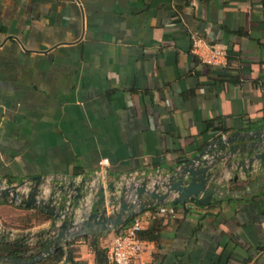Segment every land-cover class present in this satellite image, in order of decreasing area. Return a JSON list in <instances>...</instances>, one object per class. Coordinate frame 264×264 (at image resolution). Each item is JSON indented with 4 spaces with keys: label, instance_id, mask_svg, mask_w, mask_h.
<instances>
[{
    "label": "crops",
    "instance_id": "obj_1",
    "mask_svg": "<svg viewBox=\"0 0 264 264\" xmlns=\"http://www.w3.org/2000/svg\"><path fill=\"white\" fill-rule=\"evenodd\" d=\"M195 31L228 52L226 66L192 52ZM263 91L264 0H0L4 182L94 181L103 158L109 183L164 173L219 137L264 129ZM210 120L227 131L207 130ZM217 184L232 194L188 202L187 214L142 211L144 229L164 220L134 264H264V163L225 168ZM97 194L92 210L104 205ZM52 223L0 200V230L12 238L47 243ZM118 234L107 231L101 247ZM70 247L64 264H99L87 240Z\"/></svg>",
    "mask_w": 264,
    "mask_h": 264
},
{
    "label": "water",
    "instance_id": "obj_2",
    "mask_svg": "<svg viewBox=\"0 0 264 264\" xmlns=\"http://www.w3.org/2000/svg\"><path fill=\"white\" fill-rule=\"evenodd\" d=\"M225 162V166L218 165ZM264 163V129L235 131L213 140L206 148L169 167L164 173L137 177L131 181L109 183L108 190L120 192L104 196V205L89 212L83 200L92 177L77 181L70 177L62 184L49 185V178L41 175L15 182L0 177V200L16 205L37 208L53 217L48 247L37 257L17 259L0 258L16 264L36 262L74 238L116 230L129 219L153 206L184 205L197 202L207 206L212 200L220 201L232 193L217 184L223 169L238 165L251 168ZM49 188L48 194L45 189ZM104 192V187L99 186ZM80 209V210H79Z\"/></svg>",
    "mask_w": 264,
    "mask_h": 264
},
{
    "label": "built area",
    "instance_id": "obj_3",
    "mask_svg": "<svg viewBox=\"0 0 264 264\" xmlns=\"http://www.w3.org/2000/svg\"><path fill=\"white\" fill-rule=\"evenodd\" d=\"M192 40V52L207 65L224 67L228 64V52L220 47L212 46L199 35L198 32L190 34ZM264 94V91H263ZM109 159L103 158L99 161L96 179L89 184L86 197L83 200L85 211H91V203L97 199L99 186L104 187V196H109L107 186L109 184ZM137 177H128L125 181H131ZM87 209V210H86ZM159 213L164 216H173L175 208L171 205H162L158 208ZM143 220L139 215L134 217L132 223L118 234L107 250V264H134L135 257L144 248V242L138 237V232L143 228ZM4 230V229H2Z\"/></svg>",
    "mask_w": 264,
    "mask_h": 264
},
{
    "label": "trees",
    "instance_id": "obj_4",
    "mask_svg": "<svg viewBox=\"0 0 264 264\" xmlns=\"http://www.w3.org/2000/svg\"><path fill=\"white\" fill-rule=\"evenodd\" d=\"M231 82H236L233 78H230ZM218 122L214 120H210L207 122L206 129L207 130H215L220 132H226V129L221 128L219 125H217ZM256 184V181H252L250 186L254 187ZM251 187V188H252ZM244 190V189H243ZM200 205L199 203H197ZM167 205V204H166ZM175 208V212H177L180 208L184 210V213H189L190 209L187 204L184 205H174V204H168ZM202 206V205H200ZM158 206L149 207L148 210L151 211H157ZM174 216V215H173ZM134 218L129 219L127 222L124 223L121 227H118L116 229V232L119 234L127 227L129 226ZM163 220L164 218H154L153 223L150 227L147 229H142L138 232V237L142 240H159L161 236V227L163 226ZM106 232L100 233V234H92V235H86L82 236L80 238L76 239H84L89 242V245L93 252L95 253L96 260L99 264H107V250L103 247H101V237ZM76 239L73 241L66 242L65 245L59 247L54 252L46 255L44 258L33 262V263H27V264H64L65 262H69L74 260L75 255L73 254V250L70 247L72 243L76 241ZM48 247V244L45 243L42 239L38 238V241L35 244L30 243V236L25 234H20L16 237H11L9 232L0 230V258L11 256L13 258L17 259H33L37 257L39 254L43 252ZM1 263V262H0ZM3 263H10L8 261H5ZM16 264V263H12Z\"/></svg>",
    "mask_w": 264,
    "mask_h": 264
}]
</instances>
